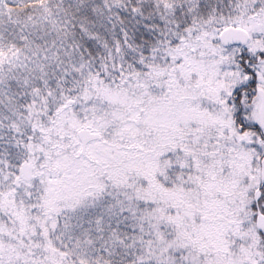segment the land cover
Returning <instances> with one entry per match:
<instances>
[{
	"label": "snow or ice",
	"instance_id": "1",
	"mask_svg": "<svg viewBox=\"0 0 264 264\" xmlns=\"http://www.w3.org/2000/svg\"><path fill=\"white\" fill-rule=\"evenodd\" d=\"M0 264H264V0H0Z\"/></svg>",
	"mask_w": 264,
	"mask_h": 264
}]
</instances>
